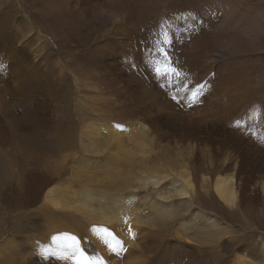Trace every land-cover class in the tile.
<instances>
[{"label": "bare ground", "instance_id": "6f19581e", "mask_svg": "<svg viewBox=\"0 0 264 264\" xmlns=\"http://www.w3.org/2000/svg\"><path fill=\"white\" fill-rule=\"evenodd\" d=\"M130 1L68 0L67 12L71 20L65 18L62 20V24L69 30L68 32L73 39L71 40L79 45L87 40L83 28L88 23L92 25L98 23L101 26L100 34L93 38L91 44L94 46L92 48L94 55H99L102 59L101 66H103L104 72L102 74L96 73L97 77L93 79H84L83 87L79 88V92H81L80 94L83 93L86 99H90L93 95L90 91L96 90L98 87L100 91L108 89L113 96L105 94L98 99L101 100L100 103L104 106L103 111L107 113L109 119H112V122L99 125L91 121L85 125L84 130L82 129L80 136L88 140V143L83 145L84 148L90 149L91 147L93 152L96 149L94 154L103 160L100 162L104 164L101 167H106L105 169L109 171L112 178L116 181L121 180L128 188L127 191L134 184L132 189H136V191L118 192L113 195L96 194L99 191H95L96 193L92 194L86 191L87 187H85L86 189L82 188L85 191L78 195L76 192L79 190L72 188L74 191L71 190V193L70 190L68 191L69 185L65 188L69 193L65 191L63 186L56 185L45 192V199L51 203L52 208L53 205L59 208L66 206L73 212L82 214L86 219L102 221L105 224L110 223L111 225H106L105 228L112 229V232L115 228L118 229L116 234L120 233L117 238L122 242L123 249L127 244H130L131 248V241L134 239L129 236V232L134 227L149 225L153 227L152 229L155 228L159 234L151 238L150 241L142 240L140 250L135 251V254L128 252L120 258L117 257L119 252L110 251L104 242V236L101 234L99 235L100 243L104 244L106 249L95 246L88 239L81 238V234L76 233L72 226H68V230L56 228L51 230L50 235H43L42 237V239L47 238L46 242L49 244L50 241L53 246H49L52 247L48 245L36 247L35 245V247L31 246L27 249L24 243L26 242L28 246L30 245L28 241L34 240V238L28 237L23 243L19 241L22 250L17 255L16 259H19L16 264H76L72 258H62L65 253L71 256L72 250L59 247L52 239L53 236L63 233L76 236L80 240V247L88 255L103 258L105 264H171L169 257L175 256L176 251L168 249L169 246L161 250L164 242L162 232L177 216H181V222L175 228L173 238L176 237L178 241L181 239L192 241L198 248V250L196 249L198 253L193 252L192 249L187 251L185 249L186 254H189L188 260H184V257L187 258L185 253H179L177 264H211L212 262L221 264L223 259L220 258L225 256L224 253H220L223 251L221 240L224 238L235 240L236 236L233 235L229 221H225L215 212H209L195 206L194 184H196V179L191 169L192 163L197 162L200 156H205L206 164L210 169L217 161L223 168V174L215 175L214 179L210 174L203 177L204 184H212V187L207 186V188L211 189L210 191H213L215 195L209 203L220 212L223 206L216 205L215 203L218 201L229 207H240L247 203V200L257 197L264 203V175H258L259 171L256 170L258 164L251 162L248 158L249 151L246 148H250V145L240 139H232V136L229 135L232 133V128H241L240 131L243 129L253 131L255 126L259 130L258 132H263L264 135V120L261 117L264 115V99L258 98L256 96L257 89L255 87L249 88L243 79L252 66L251 60L246 59L245 56L255 48L257 40L260 42L263 39L261 38L259 41L258 37L264 34V22L257 14L263 10L264 0H261L262 7L256 9L248 4V0H166L162 4L163 6L161 5V11H157L156 7L144 3L140 14L136 18L132 16L133 20L131 19V21L125 8ZM128 7L130 6L128 5ZM132 14H135L134 11ZM19 20L26 33L25 36L24 34L22 36L29 39V48H33L32 50L37 54L36 49L45 48L46 42L44 40L43 43L39 41L40 43L38 42L39 44L34 47L33 42L36 41L34 38L31 39L30 34L28 35L29 32L33 33L35 29L34 16L33 20H28L27 17H22ZM35 37L42 39L38 34ZM165 40L170 41V43H163ZM110 43H113L114 47H109L111 46ZM24 46L27 47V45ZM158 47H163L168 52L171 66L175 67L180 75L173 73L161 75L155 71L158 62L164 60L163 54L158 52ZM35 67L37 64H33L32 69ZM82 67L87 69L89 66L87 63H83ZM75 72L73 73V80L80 84V76ZM32 73L33 71H30V75ZM30 75L29 77H31ZM29 77L28 72L25 76L23 73H19L14 80L18 84L13 87L14 90L26 96L28 93L35 91L38 93L44 90L42 83L36 81L35 78V87L29 85L31 88L18 91V87L26 83L28 79L30 81ZM42 82L48 84L50 80L45 82L42 79ZM64 89L55 86L52 93L56 98L62 99ZM198 89L201 93L199 102L192 104L190 103L191 94ZM126 92L131 93L132 96L125 97ZM1 93H5L4 90H0ZM14 95H6L8 100H5V97H0V100L5 102V108L0 110V124L2 125V122L9 124L11 125L10 129L14 125L17 126L19 120L16 118L17 113L9 105L17 106V108L19 106V109L21 106L17 102L18 95L16 93ZM42 107L40 106V108ZM239 110L241 112L237 115L236 112ZM21 111L24 113L23 109ZM117 116H125V121H127L125 130L129 134L125 137V141H132L136 147L127 148L121 141L125 134H120L119 124L113 125V122L118 120ZM178 116L190 117L199 121V125H195L196 127L189 126V124L184 123L186 118L178 119ZM123 125L124 123L121 126ZM107 126H110L111 129H106ZM1 128L3 129V126ZM102 128L111 139H117L115 143L113 142L114 144H110L103 151L101 150L103 143L97 144L96 140L102 138ZM218 128L222 132H219ZM55 132L58 137L65 135L67 136L66 139L71 138L65 133L62 122L55 124ZM72 137L76 138L75 135ZM107 139L109 138H105V141ZM70 141L73 142L72 139ZM261 144L264 147V143ZM86 151L84 149L85 153ZM153 151L168 155L166 167L160 166L161 164L150 163L151 160L147 157ZM170 154L183 157L184 161L169 157ZM75 155L77 154L75 153ZM78 156L76 168L78 167L79 170L87 168L84 164L85 161ZM135 163L140 164L142 170H138V175L134 177L131 172ZM84 170L81 173H86ZM133 173L135 174V172ZM79 174L77 173V176ZM76 178L78 179L77 182L79 180L85 182L81 176ZM251 186L256 188L253 194L248 193ZM67 194H69V201H66L65 204L63 196ZM142 201L144 202L143 210L138 209V203ZM184 214H188V217L185 218ZM52 219L58 220V217ZM123 230L126 232L123 233ZM245 237L242 235V238ZM16 242L9 237L2 245H9L11 249V247L16 246ZM180 243L178 242L177 245ZM187 243L182 242V247ZM237 249L240 252L237 253L232 264H264L263 240L260 243H253L249 240L243 246H237ZM52 251H56L58 255H52ZM159 256L162 257L158 258Z\"/></svg>", "mask_w": 264, "mask_h": 264}, {"label": "rangeland", "instance_id": "374dc122", "mask_svg": "<svg viewBox=\"0 0 264 264\" xmlns=\"http://www.w3.org/2000/svg\"><path fill=\"white\" fill-rule=\"evenodd\" d=\"M165 1L166 0H131L125 6V8L129 13V18L131 21V19L133 20V17L136 18L138 14H140L144 3H146L151 7H156L155 9L157 11L159 10L161 11V8L163 6L162 4H164ZM147 2L150 4H148ZM248 4L254 7L255 9L260 8V6L262 7L261 0H248ZM128 5L130 7H128ZM67 6H68V0H0V83H1L0 90H4L5 92V93H1L0 97L4 98L8 94L14 95V93H16L19 97L17 102H19L21 105L20 109L19 106L17 108V106L15 107L13 105H9V107L12 106L11 109L17 113L18 117L16 116V118L17 120H19L17 121L18 127L14 125L12 126L13 128L10 129L11 125L3 122L2 125L0 124L1 127L3 126L4 129L3 130L0 127L1 128L0 129V135H1L0 136V264H11V263L16 264L18 262L17 260L19 258L18 259L16 258L17 255L22 250V247L19 245L20 244L19 241L23 243V241L27 240L28 237L29 238L33 237L34 240L30 239L28 241L30 245L27 246V243L26 242L24 243V246H26L27 249H29L31 246L35 247V245L36 247H42L44 245L49 246L52 245L51 242L49 241L48 244L46 242L47 238L42 239L43 235H50L51 230L53 231L56 228H61L62 230H68L67 228L68 226H72V228L76 233L81 234V238L90 240L95 246L105 249L107 248L106 246H104V244L100 243L99 235L101 234L102 236H104V233L99 232L98 230L105 228L106 225L109 226L110 223L105 224L102 221L86 219V217L83 216L82 214L78 212H73L72 209L66 206H64L65 208L61 206L59 208L53 205L52 208L51 207L52 205H50L51 203H49L45 199V192L50 187L60 185L63 186V188L65 189L69 185L68 191L70 190L71 193L74 190L77 191L79 190L78 192H76L78 193V195H81V192L85 191L82 190V188L86 189L85 187H87L86 191L92 194H95L96 193L95 191H99L96 194L103 193L105 195L107 194L113 195L118 192L129 193L132 190L136 191V189H132L134 185L133 183H132L133 185L129 187L130 190L127 191L128 188L122 183L121 180L118 179L116 181L114 178L110 176L109 171L105 169L106 167L105 168L101 167L102 165H104L100 163L103 162V160H100L99 157L94 154L96 149L93 152V149L91 147L90 149H88V148H84L83 146L85 143H88L87 139H83L80 136L81 131L82 129L84 130L85 125H87L91 121L99 125L101 124L105 125L108 122H112V119H109L107 113L103 111L104 106L101 105L100 103L101 100L98 99V97L100 98L101 95L104 96L105 94L108 95L110 94L113 96V94L108 89L100 91L99 87L96 90L90 91L93 93L90 99H86L83 93L80 94L81 92H79V88L83 87L85 80L93 79L94 77H97L96 73L98 72H100V74L104 72L103 66H101L102 59L99 55L96 54L94 55V52L92 50L94 46L91 44L93 38L97 37L100 34L101 26L98 23H95L94 25L88 23L86 27L83 28V32L85 33L88 41L85 40L81 45L76 44L74 41H72L73 39L71 37V34L70 32H68L69 30L66 28V26L62 24V20H64L65 18H68L69 21L71 20L67 12ZM30 7L32 8V10ZM133 11L135 14H132ZM261 13L260 14L256 13V14L258 17H261L264 22V7ZM33 16L35 19L34 20L35 29L33 30V33L29 32L28 35L30 34L31 39L33 40L34 38V40L36 41L33 42L34 47H36L37 44H39L40 42L43 43V40L44 42H46L45 48L36 49L37 54L34 53V51L32 50L33 48L32 49L29 48V44H28L29 39L24 37L26 34L25 29L19 20L22 17H27L28 20L29 19L33 20ZM52 29L55 30L56 33L57 32L58 33L56 34L55 32H53ZM23 34L24 36H22ZM36 34L42 37V39L35 37ZM55 36H59V37H55ZM258 38L259 41L261 38L263 39H261L260 42H258L257 40V42L255 43V48L250 52V54L248 53L249 55L247 54L245 56L246 59L251 60L252 66L250 70H248L247 75L243 77V79L246 85L249 86V88L255 87L257 89L256 96L262 100L264 99V34ZM107 39L109 38L107 37ZM88 43L89 45H87ZM112 44L113 43H110L109 45L111 46L109 47H114V44L113 45ZM24 45H27V47L25 48ZM76 47L78 48L76 49ZM78 56L79 58L77 59ZM38 62L40 65L38 64ZM95 62L96 64L97 63L98 64L97 65L94 64ZM83 63H87L89 67H87V69L83 68L82 67ZM33 64H37V67L34 68L35 70L32 69ZM30 71H33L32 75H34L35 77L34 76L32 77V75H30ZM27 72H28V77L29 75L31 76L29 77L30 81L28 79L26 83L18 87L17 90L22 91V89H29L30 86L35 87L34 82L37 79L36 81H40L42 83V88L44 89L43 91L38 93L35 91L33 93H30L31 95L28 93L26 96L14 90L13 87L18 85L14 82L17 75L19 73H23L25 76L27 75ZM74 72L80 76V84H77V81L73 80ZM42 75L43 76L45 75L44 76L45 78L44 77L42 78L41 77ZM33 78L34 80L32 81ZM49 78H52L53 80ZM42 79L45 82L46 80H50V82H48V84L47 83L43 84ZM55 86L65 88L64 91L62 92V99L61 98L58 99L56 98V96L53 95L52 89H55ZM116 87H118V85H116ZM124 96L131 97L132 94L126 92ZM8 99L9 98L5 97V100ZM46 102L48 105L46 104ZM4 104L5 102L3 101L0 103V110L1 108L2 109L5 108ZM40 106L43 107L40 108ZM21 109L24 110V113L21 111ZM45 112H49V113H45ZM240 112L241 110L237 111L236 114L239 115ZM261 117L264 120V115H261ZM116 118L118 120L117 122H113V125L115 126L119 124L120 134L121 135L125 134L124 138L121 139V141L124 142V145H126L127 148L136 147L132 141H125L126 139L125 137L129 135L128 132L125 130L127 124V121H125L126 120L125 116H117ZM182 118H186L184 120V123L189 124V126L196 127L195 125L197 126L199 125V121H195L190 117L178 116V119H182ZM58 122H62V125L66 131L65 133L68 134L69 135L68 137L71 138L66 139L67 136L65 135L58 137V135L55 132V124ZM123 123H124L123 125L124 127L121 126ZM256 128L257 127L255 126L253 128V131H248L245 129H243L244 131L243 130L240 131L241 128H236V129L232 128L231 129L232 133L229 135L232 136L231 137L232 139L234 138L240 139L241 141L250 145V148H246L249 151L247 154L248 158L251 162L258 164V166L256 167V170L259 171L258 175L263 176L264 160L262 159L264 158L263 156L264 147H262L261 143H264V137H263L264 135L263 132L259 133L258 132L259 130ZM106 129H111V127L107 126ZM218 131L220 132L221 129L218 128ZM101 134L103 135V136L101 135L102 138L96 140H97V144L103 143L101 145L102 151L108 148L110 144H112L113 142L115 143L117 141V139L114 140L111 139L106 134V131L103 130V128ZM72 135L73 136L75 135L76 138H73ZM105 138H109V139L105 141ZM71 139L73 140L74 143L70 141ZM84 149L87 150L86 153L84 152ZM75 153L80 156V157L78 156L80 159H83L85 161L84 164L86 165L87 168L84 169L87 170L84 169L79 170L78 167L76 168V162H77L76 159L78 158L77 155H75ZM148 155L145 156H148L147 158H150L151 160L150 163H156L158 165L161 164L160 166L166 167L165 166L166 161L168 160V155L166 153L163 154V152H160L159 154V152L153 151ZM171 155H173L174 157ZM169 157L175 159L178 158V161H184L183 157L174 154H170ZM136 158L138 159L139 157ZM206 163H207V159H205V156H200L197 162L192 163L191 170L193 171L194 177L196 179V184H194L195 206L201 207L209 212H215L217 215L223 217L225 221H229L228 223L232 226L233 235L236 236V238L235 240H231L229 238H224L221 240L220 243L223 251L220 253H224L225 256H223L224 258L221 257L220 259H223L221 261V264H232L234 262L237 253L240 252L237 249V246L239 245L243 246L244 244L248 243L249 240H251L253 243L256 242L260 243L262 242V240L264 241V203L257 197H253L249 201L247 200V203L243 204L240 207L239 206L229 207L223 205L224 203H222L221 201L220 202L218 201L219 203L217 202L215 204L216 205L218 204V206L220 207L223 206L220 212L216 207L212 206L209 203L211 198L215 197V195L213 194V191H210L211 189L209 190V188H207V186H211L212 184H204L203 177L204 175L210 174L211 176H213L214 179L215 175L223 174V168H221L218 161L216 164L213 165L212 169H210ZM132 167L133 168L131 174L134 175L135 177L136 175H138L137 173L138 170H142V167L140 164L137 163H135V165H133ZM83 170L86 171V173L84 174L81 173ZM133 172H135V174ZM77 173L78 174L80 173L78 176L79 177L81 176L83 181L85 182H81L80 180L79 182H77L78 180L76 178L78 177ZM71 174L73 175L75 174L74 175L75 178ZM102 182H106V183H102ZM168 186L170 187V185ZM90 188L94 189V191H91L92 189ZM254 190H256V188L254 186H251L249 189L250 192L248 191V193L253 194ZM65 191L68 192L67 189H65ZM68 195L69 194L63 196V202L65 204L66 201L67 202L69 201ZM143 204H144L143 201L139 202L138 209L143 210L142 208ZM191 211H194V209H191ZM184 216L185 218H187L188 214H184ZM57 217L58 220L52 219V218L57 219ZM2 218L3 220H1ZM65 220L66 222H64ZM180 222H181V216L175 217L170 222V225L162 232L163 234L162 237L164 239V242L161 246V250L166 249V247L169 246L170 248L168 249L174 250V252L176 251L175 256L169 257L170 259L169 262L171 264H175V263L177 264V260H178L177 257L180 256L179 253L181 254V252L186 254L187 250L192 249L193 252L198 253L197 252L198 248L195 247L196 244L194 242L188 241L186 239L185 240L181 239L178 241L176 237L173 238V236H175L173 235V233L175 232V228L180 224ZM139 226L134 227L133 230L131 229V231L129 232V236L133 237L134 239L133 241H131V238H129V240L131 241V248H130V244H127L124 250L119 252V255L117 257L121 258L122 256H125L128 252L131 254H135V251L137 252L140 250L139 247L142 240L145 239L150 241L151 238L159 234V232L155 230V228L152 229L153 228L152 226L151 227L149 225H146V227L145 225H139ZM117 230L118 229L116 228L113 230V233L116 235V237H118L120 234V233L116 234ZM125 232L126 230H123V233ZM242 235H245L246 237L242 238ZM9 237L13 238V240L18 242V243L16 242V246L14 248L11 247V249L9 245L8 246L2 245L3 242L7 240ZM185 241L188 243L187 245H183L182 247V242L186 243ZM178 242L181 243L177 245ZM177 247L179 248V250ZM8 248L12 251H10ZM186 255L187 258L184 257V260L189 259V254ZM161 257L162 256H159L158 258ZM211 264H215V263L212 262Z\"/></svg>", "mask_w": 264, "mask_h": 264}, {"label": "snow or ice", "instance_id": "6c2138e0", "mask_svg": "<svg viewBox=\"0 0 264 264\" xmlns=\"http://www.w3.org/2000/svg\"><path fill=\"white\" fill-rule=\"evenodd\" d=\"M163 43H170V41L165 40ZM158 52L163 54L164 60L158 62L155 71L158 74H165V73H173L176 75H180L175 67L171 66V61L168 52L163 47H158ZM202 87V86H199ZM201 95L199 89L197 91H193L190 97V103L195 104L199 102V96ZM99 232L104 233V242L110 249V251L114 253H118L122 250V242L116 237V235L107 228L99 229ZM53 241L59 245L61 248H68L71 249V256H68L65 253L62 258H72L75 260L76 264H105L103 258H98L96 256H90L88 253L80 247V240L68 233H63L58 236L52 237ZM47 251V250H46ZM52 255H58L56 251L51 252Z\"/></svg>", "mask_w": 264, "mask_h": 264}]
</instances>
